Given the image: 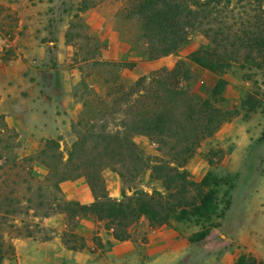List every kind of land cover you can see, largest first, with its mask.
I'll return each mask as SVG.
<instances>
[{
    "label": "rangeland",
    "instance_id": "1",
    "mask_svg": "<svg viewBox=\"0 0 264 264\" xmlns=\"http://www.w3.org/2000/svg\"><path fill=\"white\" fill-rule=\"evenodd\" d=\"M135 7L136 0H0V264H233L241 254L264 264V70L234 65L218 75L194 64L189 54L212 46L196 31L156 63ZM220 77L227 86L211 98ZM247 97L255 110L241 106ZM207 98L239 112L200 141L185 169L194 182L208 170L238 178L224 219L203 241H188L198 230L192 223L151 228L142 219L119 242L92 216L53 213L65 198L56 185L70 191L67 182L86 183L79 166L111 163L106 136L133 134L145 157L158 156L154 140L134 134L139 116L163 113L179 128ZM123 167V180L111 167L101 171L110 197L163 190L149 170L133 177V167ZM15 238L34 246L21 245L17 256L8 248Z\"/></svg>",
    "mask_w": 264,
    "mask_h": 264
},
{
    "label": "trees",
    "instance_id": "2",
    "mask_svg": "<svg viewBox=\"0 0 264 264\" xmlns=\"http://www.w3.org/2000/svg\"><path fill=\"white\" fill-rule=\"evenodd\" d=\"M134 12L140 16L148 40V59L175 53L190 33L196 31L202 33L212 46L189 54L188 59L194 64L218 75L234 65L241 69L264 70V0H136ZM129 66L133 67L134 63ZM226 85L225 79L218 78L211 90V98L220 95ZM194 106L186 117L188 123L179 128L169 127L163 113L139 116L141 120L135 122L139 129L134 134L154 140L158 156L145 157L134 142L133 134L106 136L105 148L109 147L111 163L103 166L89 162L77 169V172L82 170L81 176L93 195V202L80 204L61 198L56 205L59 210L53 213H63L67 219L75 221L92 216L103 222L112 238L119 242L130 240L131 228L142 219L151 228L168 225L171 221L192 223L198 230L188 237V241L198 243L207 238L224 219L238 176L232 173L218 175L208 170L199 182H194L185 166L200 141L239 111H221L208 98ZM241 106L255 110L250 97L244 99ZM73 156L74 153H70L68 162ZM126 163L133 167V177L149 170L150 178L159 181L163 190L148 193L133 188L130 194L123 190L119 200L110 197L101 171L111 167L123 180L124 173L119 168ZM48 169V174H52V167L48 166ZM55 188L57 193H62L59 185ZM2 246L1 242L0 259ZM99 246L102 248V244ZM84 247L81 245L79 249ZM8 248L13 250L12 244ZM233 264L260 262L251 254H241Z\"/></svg>",
    "mask_w": 264,
    "mask_h": 264
},
{
    "label": "crops",
    "instance_id": "3",
    "mask_svg": "<svg viewBox=\"0 0 264 264\" xmlns=\"http://www.w3.org/2000/svg\"><path fill=\"white\" fill-rule=\"evenodd\" d=\"M168 57H163V58H159L157 60H155L156 63H160L162 60L167 59ZM216 83V82H215ZM227 86V85H226ZM226 88V87H225ZM141 138V141L144 143V140ZM67 184L70 185V191H66L65 189H63L62 185L60 184V189L62 190V192L65 194V198L69 201H75L78 202L80 204H90L93 202L94 198L93 195L87 185V183H77V182H70ZM79 184V189L75 188L76 185ZM64 186V185H63ZM111 196V195H110ZM115 197V195H114ZM50 219V218H49ZM54 218H52L51 220H53ZM49 222V221H48ZM34 241H29V239H23V238H15L12 240V246H13V250L15 252V254L18 256L21 255V245H27V246H34L33 243ZM42 244H48L47 242H44Z\"/></svg>",
    "mask_w": 264,
    "mask_h": 264
}]
</instances>
